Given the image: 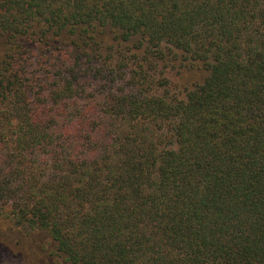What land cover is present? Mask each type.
Instances as JSON below:
<instances>
[{
  "label": "trees",
  "instance_id": "1",
  "mask_svg": "<svg viewBox=\"0 0 264 264\" xmlns=\"http://www.w3.org/2000/svg\"><path fill=\"white\" fill-rule=\"evenodd\" d=\"M0 218L62 264H264V0H0Z\"/></svg>",
  "mask_w": 264,
  "mask_h": 264
},
{
  "label": "rangeland",
  "instance_id": "2",
  "mask_svg": "<svg viewBox=\"0 0 264 264\" xmlns=\"http://www.w3.org/2000/svg\"><path fill=\"white\" fill-rule=\"evenodd\" d=\"M159 69L160 63L155 76ZM162 70V75L168 81L167 88L179 97H183L186 89L201 82L207 75V70L201 66L176 59L169 60ZM53 243L42 230L16 228L0 218V264H59L61 261L54 252Z\"/></svg>",
  "mask_w": 264,
  "mask_h": 264
}]
</instances>
